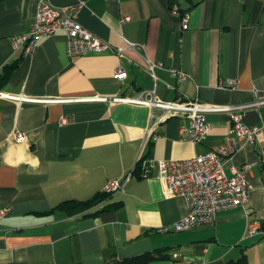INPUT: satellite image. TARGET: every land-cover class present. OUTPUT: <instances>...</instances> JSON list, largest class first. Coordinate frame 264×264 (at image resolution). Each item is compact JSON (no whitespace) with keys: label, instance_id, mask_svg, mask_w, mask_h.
I'll return each mask as SVG.
<instances>
[{"label":"crops","instance_id":"1","mask_svg":"<svg viewBox=\"0 0 264 264\" xmlns=\"http://www.w3.org/2000/svg\"><path fill=\"white\" fill-rule=\"evenodd\" d=\"M40 2L0 0V73L19 61L0 93L21 98L0 97V207L11 209L0 222V264H122L142 256L152 257L147 264H264V233L248 232L257 220L264 232V105L245 112L246 124L261 129L258 140L225 166L229 176L233 166H249L248 206L176 233L188 205L158 178V162L191 159L220 144L232 134L228 114H207L211 129L196 144L182 130L188 119L160 121L157 108L65 101L133 99L151 90L169 103L263 101L264 0H47L56 8L79 6L83 27L123 49L122 58L111 50L70 58L64 33L42 38L29 55L14 49L13 38L31 29ZM171 5L190 14L188 29ZM150 64L158 65L156 78ZM118 68L127 74L123 81L114 75ZM113 180L122 189L97 207H60L100 196Z\"/></svg>","mask_w":264,"mask_h":264},{"label":"built area","instance_id":"2","mask_svg":"<svg viewBox=\"0 0 264 264\" xmlns=\"http://www.w3.org/2000/svg\"><path fill=\"white\" fill-rule=\"evenodd\" d=\"M170 11L174 17L182 19L183 29L189 28L190 14L182 13L176 5H171ZM78 17L79 6L56 8L47 0H41L31 29L13 38L14 49L23 48L24 54L29 55L42 38L56 33H64L67 36L66 53L70 58L103 53L109 50L117 53L120 58L123 57V49H113L108 43L84 28ZM135 47V45H130L132 49ZM157 67L158 65L155 64L149 65V71L154 78H156L155 69ZM172 73L179 80H186L188 77L180 70L173 69ZM114 75L121 81L127 78V74L122 68H118ZM225 84L227 87L234 88L235 82L229 80ZM0 97L16 102L21 101V98L9 94L0 93ZM28 101L40 102L41 100L31 99ZM65 101L121 102L157 108L162 110L160 121L170 118L188 119L190 121L189 127L182 130L187 134L186 139L196 144L203 142L211 129L206 120L207 114H228L232 122V134L225 136L220 144L197 154L191 159L158 162V178L164 182L170 193L182 197L188 205V214L173 226V231L176 233L188 232L211 224L221 211L248 206L251 196L249 166H233L230 176L227 175L225 166L243 144L253 145L258 140L261 129L246 124L245 112L254 106L264 105V100L253 105L231 106L203 103L198 99L169 103L159 100L155 91L151 90L144 91L138 98L133 99L97 96ZM154 118L155 116L152 119ZM60 122L66 125L68 119L62 117ZM148 132L151 134V130ZM16 138L21 142L25 140V135L16 132ZM121 189V182L113 180L106 184L104 193L114 195ZM10 211L9 207H0V222L9 215ZM248 232L251 236L263 234L261 222L258 220L250 221Z\"/></svg>","mask_w":264,"mask_h":264},{"label":"trees","instance_id":"3","mask_svg":"<svg viewBox=\"0 0 264 264\" xmlns=\"http://www.w3.org/2000/svg\"><path fill=\"white\" fill-rule=\"evenodd\" d=\"M19 66V61L13 62L9 65H7L4 70L0 73V88L9 81L10 77L12 76V74L14 73V71L18 68ZM143 168V166H142ZM112 195L110 194H106V193H102L100 196L89 200L87 202H66L65 204H62L60 207H63L65 205L68 206V209L70 211H72L73 213H78V212H84L87 209L93 208V207H97L101 202H104L106 200H108L109 198H111ZM101 212V211H99ZM97 212V213H99ZM152 260V257L150 256H142L139 258H135L134 260L131 261H126L123 262L122 264H147L148 262H150ZM108 264H114V263H108Z\"/></svg>","mask_w":264,"mask_h":264},{"label":"water","instance_id":"4","mask_svg":"<svg viewBox=\"0 0 264 264\" xmlns=\"http://www.w3.org/2000/svg\"><path fill=\"white\" fill-rule=\"evenodd\" d=\"M145 166H146V168H150L151 163H150V162H147V163L145 164Z\"/></svg>","mask_w":264,"mask_h":264}]
</instances>
